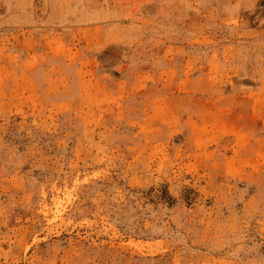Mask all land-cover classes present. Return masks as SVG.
I'll return each mask as SVG.
<instances>
[{
	"label": "rangeland",
	"instance_id": "374dc122",
	"mask_svg": "<svg viewBox=\"0 0 264 264\" xmlns=\"http://www.w3.org/2000/svg\"><path fill=\"white\" fill-rule=\"evenodd\" d=\"M0 264H264V0H0Z\"/></svg>",
	"mask_w": 264,
	"mask_h": 264
}]
</instances>
